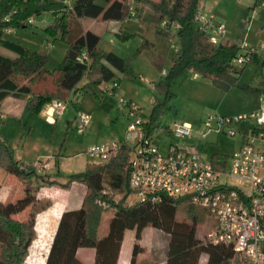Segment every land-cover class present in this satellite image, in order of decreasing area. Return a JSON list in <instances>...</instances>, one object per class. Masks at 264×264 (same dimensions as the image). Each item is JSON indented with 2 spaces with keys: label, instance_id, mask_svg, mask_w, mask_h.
Returning a JSON list of instances; mask_svg holds the SVG:
<instances>
[{
  "label": "trees",
  "instance_id": "obj_1",
  "mask_svg": "<svg viewBox=\"0 0 264 264\" xmlns=\"http://www.w3.org/2000/svg\"><path fill=\"white\" fill-rule=\"evenodd\" d=\"M67 1L71 4H66ZM199 9L201 0H0V48L15 55L13 59L0 55V106L8 97L27 98L26 109L31 115H38L45 105L64 99L66 93L101 98L105 95L104 86L118 82L120 75L125 79L134 78L126 60L102 49L100 37L82 28L83 19L120 23L136 19L143 26L154 25L156 34L166 37L170 35L168 27L171 23L179 26L178 50L171 68L156 84L157 92L164 95L165 102L171 97V84L190 71L209 79L222 91L240 88L257 103L259 96L264 94V83L258 87L240 83L232 67V61L239 53L237 43L210 44L195 22ZM46 13L51 14L54 21L43 30L45 39L54 40L59 36L67 45L63 61L52 71L46 68L48 57L45 54L11 39L19 38V33L36 24L30 25V18L36 21ZM163 23L167 26L162 27ZM6 29H11V34H5ZM118 37L127 41L134 36L120 32ZM150 47L144 39L139 52ZM258 56H252L250 64L255 65L264 77V61L259 64ZM41 84L50 88L39 89ZM152 105L150 117L143 122L148 136L160 130L155 122L162 104L154 101ZM249 129L253 130V127L243 124L238 132ZM130 154L131 147L123 145L116 158L71 174L66 177V184L59 185L38 175L31 165L17 161L8 143L0 136V168L5 174L14 176L24 189L23 196L16 201L0 203V264H27L29 248L37 236V216L54 205L51 198L37 196L38 186L58 185L68 189L73 183L84 185L87 192L78 210L61 215L45 264H84L77 257L80 249L94 250L93 264H118L124 234L133 231L138 242L148 228L156 235L166 236L164 258L158 259L154 252L139 258L146 252L135 243L130 264H199L203 255L207 256L206 264H248L231 246L211 244L205 240L206 234L198 237V229L205 228L208 233L216 223L208 210L193 205L189 198L162 194L156 202L137 200L129 185ZM222 161L225 164L226 158L222 157ZM213 167L219 170V167ZM112 193L121 196L119 202L111 200ZM101 202L114 209L107 230L102 234L98 228Z\"/></svg>",
  "mask_w": 264,
  "mask_h": 264
},
{
  "label": "rangeland",
  "instance_id": "obj_2",
  "mask_svg": "<svg viewBox=\"0 0 264 264\" xmlns=\"http://www.w3.org/2000/svg\"><path fill=\"white\" fill-rule=\"evenodd\" d=\"M97 1L101 2V0ZM254 2L255 0H201V9L204 13L213 14L223 23L229 39L248 44L253 43L255 34L264 29V5H262L264 0L257 1L256 6H254ZM53 21L54 17L51 14H43L36 18L34 26H30L25 32L18 34L20 39L17 36L11 37L12 40L20 42L24 47L45 54L48 57L46 68L49 71L59 66L67 51L66 43L59 36L54 40L44 37L43 30ZM119 26L117 23H103L91 19L82 20L83 28L100 36L102 48L127 61L134 78L125 79L123 76L121 77L122 79L118 81V97L105 94L96 99L87 95L80 98L79 105H75V107L67 104L63 111L65 117L59 119L60 121L54 127H45L44 130H41L42 124L36 121L37 126L40 127L35 126L36 132L29 135L26 131L23 139H27L28 145L39 142L42 148H46L47 153H52L48 155L46 160L31 164L36 173L46 161H48L49 170L55 168L50 172L51 179L58 178L60 180L66 179L68 174L83 171L86 164L90 166L99 165L101 162L98 159L87 154L88 149L93 146L118 142V138L123 140L131 121L127 115V109L118 104L120 98L132 102L140 108L144 121L151 115L152 101H155L156 104H162L161 113L155 122L160 129L155 134V141L163 153L165 152V142L160 137L163 135L161 129L172 128L174 123L190 125L195 123L201 127L199 133L205 134L207 130L203 127V122L209 116L222 117L220 115L235 113L253 106V97L240 88L233 87L227 91H222L201 75L197 74L198 78L194 79L196 73L190 71L184 72L171 84V97L165 102L164 95L158 94L156 84L160 78H164L161 76L162 71L168 72L171 68L174 48L178 46L177 37L172 41L170 36H159L156 34L155 27L149 29L141 37L140 33L123 27L121 29L122 34L131 33L134 37L122 41L116 35V33H120L115 31ZM171 33L175 35L174 32ZM144 39L154 44V47L139 52ZM237 77L242 85L258 87L264 83V77L259 74L257 67L253 64L245 66L243 72L237 74ZM40 88L45 89L50 88V86L42 84ZM74 111L82 112L89 117V123L84 134H79L76 130L77 122L73 115ZM204 140H206L207 145L200 154L203 159L209 161L211 155L216 151H220L222 156H231L240 142V136L230 138L223 134L208 133ZM11 141L13 145V138ZM9 145L11 146V142ZM129 145L134 146L133 143H129ZM134 157L135 153L131 151L130 158ZM45 166L47 169V165ZM242 187L243 189L250 188L248 184H243ZM45 189L50 190L49 187H45ZM36 193L38 196V190ZM46 194L52 195L50 192H46ZM110 195L113 202H119L121 198L119 194L112 193ZM101 208L98 225L100 234L107 230L108 222L114 214L112 208H103L102 206ZM206 231L205 228L198 229V237L204 236ZM135 243L143 247L146 252L139 258H145L148 253L154 252L158 259L163 260L167 243L165 235H156V232L149 228L141 235V240L136 242L135 233L127 231L124 237L123 251L131 255ZM37 248L40 249V252L36 251ZM46 248V244L33 241L28 252L29 259L27 257L26 261L29 264L41 262L40 258L45 256ZM83 250V252L90 251L89 249ZM83 254L85 253H81L80 256L82 257ZM35 256L39 259L36 260ZM206 261L207 256L203 255L199 264H206Z\"/></svg>",
  "mask_w": 264,
  "mask_h": 264
},
{
  "label": "built area",
  "instance_id": "obj_3",
  "mask_svg": "<svg viewBox=\"0 0 264 264\" xmlns=\"http://www.w3.org/2000/svg\"><path fill=\"white\" fill-rule=\"evenodd\" d=\"M66 4L71 3L67 1ZM195 22L210 44L217 45L224 40L225 27L217 22L213 14L199 9ZM28 23L34 25L36 21L30 18ZM164 26L167 24L163 23ZM168 28L173 41L179 26L171 23ZM4 32L11 34L12 30L6 29ZM237 46L239 53L232 61L233 69L244 68L250 64L252 56L264 54V43L252 47L242 42ZM177 50L178 46L174 48V53ZM118 89V82L103 88L105 94L115 97H118ZM67 103L55 101L49 108L61 115ZM118 104L127 109L131 119L125 138L93 146L87 154L104 163L116 158L123 145L133 143L134 146L130 147L135 157L129 161V185L135 191L137 200L156 202L162 194L189 198L193 205L208 210L216 223L215 228L205 235L207 242L231 246L248 264H264V94L259 96L257 109L253 112L233 117L209 116L203 122L207 133H200L202 140L208 133L230 138L237 135L242 137L241 146L228 159V170H217L198 151L180 146L181 142L192 136V125L174 123L172 128L162 129L161 133L172 139L163 153L155 141V135L146 134L140 108L121 98ZM75 120L77 132L84 134L89 117L77 112ZM243 124L253 126V130L245 136L238 132ZM45 169V165L40 167L38 173ZM243 184H248L250 188L243 189ZM99 204L103 208L108 207L104 202Z\"/></svg>",
  "mask_w": 264,
  "mask_h": 264
},
{
  "label": "crops",
  "instance_id": "obj_4",
  "mask_svg": "<svg viewBox=\"0 0 264 264\" xmlns=\"http://www.w3.org/2000/svg\"><path fill=\"white\" fill-rule=\"evenodd\" d=\"M216 20L217 22L223 25V23L218 18H216ZM103 23H117L120 26L119 28H116L115 31L120 33L121 29L124 27V28H127L128 30H133V32L135 33L136 32L140 33L141 37H143L144 34H146L149 29H151L152 27H155L154 25L143 26L136 19H128L123 23H120V22H103ZM81 26H82V21H81ZM83 29L85 31L92 32L91 30H88L85 28ZM96 35L99 36L98 34ZM116 35L118 36L117 33ZM223 41H232L238 44V41L229 39L227 35L225 36ZM149 43L151 44L152 47H154V44H152L151 42ZM262 43H264V29L258 31V33L255 34V40L253 41V43H248V44L252 47H257L258 45ZM0 55L10 58V59L15 58V55L13 53L7 50H4L2 48H0ZM258 57H259L258 62L259 64H261L262 61H264V54H259ZM242 72H243V68L240 74ZM165 73H166L165 71H162L161 76L164 77ZM195 78H198L197 74L194 75V79ZM84 82L82 84H84ZM41 85H38V86L40 87ZM87 95L89 96L90 94H80V93L74 94L73 92L66 93V95L64 96V99L53 100L51 103L45 105L38 115H31V113L26 109L27 98H24V99H16V98H11V97L6 98L0 106V136L8 143V145L11 142L12 148L10 145L9 146L14 152V156L16 160L21 163L27 164V165L36 164L37 162L40 163L42 160H46L48 158V155H51L52 153L51 154L47 153L46 148H42V145L39 142L28 145L27 139L26 140L23 139L24 135L26 134V131H27V135L33 132H36V128H35V126H37L36 121L42 124L43 128H41V130H44L45 127L56 126L57 123L60 121L59 119H63L65 117V114L63 112L61 115H58L56 113H53L50 110L49 107L53 102L55 101L68 102L67 104H71L73 105V107H75V105H79L78 102L80 101V98H84ZM96 99H99V98H96ZM256 109H257V103L255 102V99L253 98V106L250 107L249 109H245V110H241L235 113H229L225 115L223 114L220 116L233 117V116L253 112ZM75 112L77 111H74L73 113L74 116H75ZM67 123L69 124V122ZM192 126H193V136L190 139H187L181 142L180 146L185 149L198 151L200 153L201 151H203V149L206 148L207 143H206V140L203 141L200 138L199 132L201 131L200 129L201 127L197 126L195 123H192ZM37 127H40V126H37ZM250 127H253V126L250 125ZM250 131L251 129L245 132L241 131L240 134L241 136L242 135L245 136ZM160 137L163 138L165 142L164 148L166 150L167 145L171 142L172 139L167 135H162ZM12 138L14 142L13 145L11 141ZM121 140H122L121 138H118L117 141H121ZM241 143H242V137H240V142L235 147L234 151L237 150L241 146ZM229 156L230 155L222 156L220 151H216L214 152L213 155H211V158L208 162H210L213 166L215 165L216 167H219V170H223V168H225L224 170H228L229 169V161H228ZM222 157L226 158L225 164L222 161ZM47 162L48 161L42 164V166L47 165V169L43 170L41 173L37 172V174L40 176L41 175L46 176L50 182H56L59 185L66 184V179L64 178L61 180L58 178L51 179L50 172L54 170L55 168H52L49 170ZM88 166L90 165L86 164L83 171H85ZM69 175L71 174H68V176ZM45 187H49L50 190H46ZM46 192H50L52 195L48 196ZM86 192H87L86 187L79 183L71 184L68 189H62L58 185L40 184L38 186V193H39L38 197L51 198L54 201V205L47 211L38 215L36 219L37 238L34 242L46 244L47 248L45 250V256L40 258L42 261L34 262L33 264H45L46 256L48 254V251H49L51 242L53 240V237H54L57 225H58V221L61 215L67 211L78 210L82 205L83 198ZM23 194H24V189H23L22 184H20V182H18V180L14 176L5 174L4 171L0 168V203L6 204L9 202H14L17 199L21 198ZM125 234H124V237H125ZM123 244H124V238H123L122 247H121V251H120V255L118 259V264H130L131 255L123 251ZM89 250L90 251L88 252H83L84 250L80 249L77 252L78 259L82 261L84 264H93L94 262V250L92 249H89ZM36 251L40 252V249L37 248ZM81 253H85V254H83L81 257L80 256ZM28 259H29V256H28ZM35 259L38 260L39 258L35 256ZM26 263L29 264L27 261Z\"/></svg>",
  "mask_w": 264,
  "mask_h": 264
},
{
  "label": "water",
  "instance_id": "obj_5",
  "mask_svg": "<svg viewBox=\"0 0 264 264\" xmlns=\"http://www.w3.org/2000/svg\"><path fill=\"white\" fill-rule=\"evenodd\" d=\"M234 70L237 72V74H240L242 68L235 67Z\"/></svg>",
  "mask_w": 264,
  "mask_h": 264
}]
</instances>
